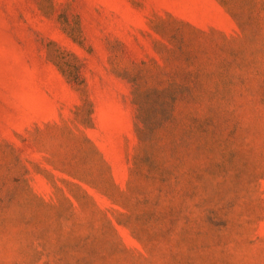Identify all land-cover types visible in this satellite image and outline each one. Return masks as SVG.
<instances>
[{"label":"rangeland","instance_id":"374dc122","mask_svg":"<svg viewBox=\"0 0 264 264\" xmlns=\"http://www.w3.org/2000/svg\"><path fill=\"white\" fill-rule=\"evenodd\" d=\"M0 264H264V0H0Z\"/></svg>","mask_w":264,"mask_h":264}]
</instances>
